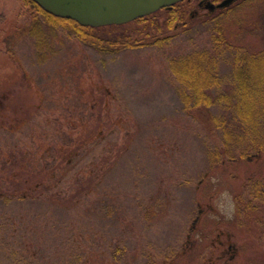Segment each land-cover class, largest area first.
I'll use <instances>...</instances> for the list:
<instances>
[{"label": "rangeland", "instance_id": "obj_1", "mask_svg": "<svg viewBox=\"0 0 264 264\" xmlns=\"http://www.w3.org/2000/svg\"><path fill=\"white\" fill-rule=\"evenodd\" d=\"M181 4L169 29L162 12L159 29L129 23L167 39L97 52L0 0V264H264V153L213 161L223 135L205 119L226 111L184 109L170 68L214 49L211 17L228 43L263 50L264 0Z\"/></svg>", "mask_w": 264, "mask_h": 264}, {"label": "trees", "instance_id": "obj_2", "mask_svg": "<svg viewBox=\"0 0 264 264\" xmlns=\"http://www.w3.org/2000/svg\"><path fill=\"white\" fill-rule=\"evenodd\" d=\"M24 1L36 7L45 16L46 23L50 28L62 24L72 30L76 38L81 40L84 45L97 52L119 51L128 47L140 46L146 39L151 41L154 39V42L157 43L159 39L164 38L159 34H151L149 27H144L146 31L144 39H134L132 38L133 30H130V22L101 27L82 26L72 19L61 18L42 10L32 0ZM182 2L133 21L140 24L150 20V25H154L156 29H159L160 25L169 29L173 26L174 21L184 18L180 12ZM161 12L165 15V19L162 24L158 25L157 19ZM216 21V17L207 18V22L213 24L214 33L220 35L218 38H214V49L194 50L186 55L173 58L170 61V68L184 87L180 92L184 109L189 112L193 109L198 111L204 109L210 113L215 109L226 111V115H222L223 117H220L219 113L217 115L212 113L205 119V125L209 129L220 130L223 135V150L211 153L213 161L219 162L221 157L234 161L237 158L243 159L264 153V49L258 52H248L241 46H233L224 38L223 28ZM39 26L35 22V30H32V33L38 31ZM107 31H111L112 36L101 34ZM134 31L144 32L138 28ZM37 37V44L39 48H42L46 40L43 31L38 33ZM225 52L234 54L233 57H228L231 60V71L228 75L220 74L219 63L224 58ZM223 84H227L228 88L222 89ZM88 148L89 145L86 143L80 145L79 150L71 153L72 157L78 155L80 159L76 160V157L73 159L79 162L84 155V150H88ZM66 159L67 162L72 161L70 158ZM258 184L260 185V182ZM258 184L254 187L253 194L255 197L261 198L264 193L258 188ZM33 189L32 192L26 191V194L35 198L48 190L44 186L37 192H33ZM59 193L60 191H55L54 195L60 197Z\"/></svg>", "mask_w": 264, "mask_h": 264}, {"label": "water", "instance_id": "obj_3", "mask_svg": "<svg viewBox=\"0 0 264 264\" xmlns=\"http://www.w3.org/2000/svg\"><path fill=\"white\" fill-rule=\"evenodd\" d=\"M44 11L82 26L124 24L182 0H32Z\"/></svg>", "mask_w": 264, "mask_h": 264}, {"label": "flooded vegetation", "instance_id": "obj_4", "mask_svg": "<svg viewBox=\"0 0 264 264\" xmlns=\"http://www.w3.org/2000/svg\"><path fill=\"white\" fill-rule=\"evenodd\" d=\"M218 1H219V0H216V2H218ZM205 4H206V3H205ZM209 8H210L211 11H213V10L216 8V6H215L214 4H212V5L210 4V7H209Z\"/></svg>", "mask_w": 264, "mask_h": 264}]
</instances>
